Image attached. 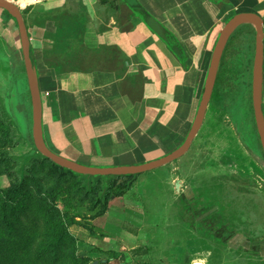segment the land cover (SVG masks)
<instances>
[{
    "label": "rangeland",
    "instance_id": "374dc122",
    "mask_svg": "<svg viewBox=\"0 0 264 264\" xmlns=\"http://www.w3.org/2000/svg\"><path fill=\"white\" fill-rule=\"evenodd\" d=\"M261 6L264 25V0ZM23 11L26 26L31 29L35 22L33 13L27 8ZM99 13L105 18L113 15L105 7ZM226 20L227 17L219 26L223 27ZM138 25L141 22L134 16L120 22L116 18V26L131 32V40L135 44L145 40L139 35ZM8 27L5 25L6 29ZM134 29H137V34L133 33ZM11 31L17 35L15 27ZM230 37V48L222 53L203 125L188 152L170 164L127 180L117 179L125 176L108 177L110 186L115 185L113 180L117 179V183L126 184L128 191L107 202V211L110 208L111 212L106 220L123 219L122 228L118 227L123 236L118 243L128 248L140 247L125 254L113 251L103 253L105 259L91 252V243L98 236L100 222L94 224L93 221L99 218H95V213L102 209V203L92 211L96 196L86 199L84 190L71 187L64 209L78 218L69 228L73 245L70 242L64 245L60 252L62 258L68 261L74 258L75 264H105L121 257L116 264H264V152L251 102L255 33L249 24L244 23ZM215 41L216 38L210 42L209 50L213 51ZM149 46L148 49L156 47L162 52V43L156 38L149 42ZM262 59L264 61V47ZM20 63L23 66L19 44L6 34L0 35V107L4 108L13 126L10 137L14 135L17 147L10 152L14 156L33 150L32 107ZM261 79L264 83V67ZM201 95L202 91L199 102ZM197 107L185 123L182 121L179 126L168 129V145L154 149L153 152L162 153L153 155L146 163L158 160L181 146ZM165 119L163 117L162 121ZM154 136L160 139V133ZM8 143V139L0 138V146ZM78 175L75 181H79L80 185L89 188L94 182H99V191L103 190L102 185L106 182L103 179ZM36 177L45 188L67 186L43 170H39ZM8 186V178L0 174V191ZM60 200H57L59 208ZM132 203L137 205L142 215L138 228L122 215L124 206ZM107 226L113 233L117 231L114 224L108 223ZM77 227L85 233L74 231ZM71 228H74L72 232ZM232 237L242 238L244 245H227Z\"/></svg>",
    "mask_w": 264,
    "mask_h": 264
},
{
    "label": "crops",
    "instance_id": "0c3cea01",
    "mask_svg": "<svg viewBox=\"0 0 264 264\" xmlns=\"http://www.w3.org/2000/svg\"><path fill=\"white\" fill-rule=\"evenodd\" d=\"M30 1L13 3L22 12L31 10L35 19L26 29L42 104L43 144L52 154L97 168L144 164L161 154L153 151L168 145V129L185 123L198 106L211 55L209 34L215 26L228 19L231 10H258L263 20V0H227L228 8L208 0H138L150 18L175 35L187 58L183 66L140 18L136 28L145 37L141 44L116 26V18L120 22L136 17L121 0ZM103 7L113 15L101 17ZM1 12L0 35L19 44L13 18ZM23 18L26 25L25 14ZM154 38L162 43V52L148 49ZM134 205L124 206L120 213L138 228L142 215ZM110 212L109 208L93 221L100 222L91 252L100 259L109 251L125 254L140 247L118 243L124 220H106ZM108 223L117 231L113 233ZM74 231L85 233L81 228ZM231 243L245 242L232 237L226 244Z\"/></svg>",
    "mask_w": 264,
    "mask_h": 264
},
{
    "label": "trees",
    "instance_id": "16d2710c",
    "mask_svg": "<svg viewBox=\"0 0 264 264\" xmlns=\"http://www.w3.org/2000/svg\"><path fill=\"white\" fill-rule=\"evenodd\" d=\"M101 1L106 3V0ZM208 1L215 5L223 4L225 7H229L227 0ZM22 14L24 17L25 12L23 11ZM133 14L142 22L149 17L143 9L141 12L134 11ZM250 27L254 34L253 26L250 25ZM164 30L167 40L162 42L168 53L184 66L187 58L179 41L169 30L165 28ZM231 38L228 39L224 53L230 48ZM20 70L24 79L22 63H20ZM12 127L4 108L0 107V138L4 137L9 141L7 145L0 146V174L5 175L9 180V186L0 191V264H75L74 258L72 261H68L60 255L66 243L70 242L71 246L73 245L74 240L69 234V228L75 224L76 218H78L64 209V202L70 198L69 188L77 187L84 190L86 199L96 196L92 211H95L98 204L102 203V209L95 213V218H97L107 212L109 200L123 196L128 191L126 184H119L116 180H127L135 176L114 179L115 185L112 186L109 185L111 180L108 177L85 176L88 179L106 181L102 185V191H99V182H94L89 188H86L80 185L79 181H75V177L80 175L43 158L37 153L33 143L31 152L20 156L12 155L10 150L17 147V142L14 143V135L10 137ZM39 170L46 171L48 175L64 182L67 186L45 188L36 177ZM32 187L33 191L31 192ZM59 198H61V208L57 205ZM31 214L33 215L30 217ZM31 220L33 223L28 224Z\"/></svg>",
    "mask_w": 264,
    "mask_h": 264
},
{
    "label": "water",
    "instance_id": "95a60500",
    "mask_svg": "<svg viewBox=\"0 0 264 264\" xmlns=\"http://www.w3.org/2000/svg\"><path fill=\"white\" fill-rule=\"evenodd\" d=\"M121 2L124 3L127 8L132 10V12L142 11L138 0H121ZM0 10L10 15L17 26L23 62V70L32 107V143L38 154H40L46 160L51 161L55 165L76 174L92 177L135 176L163 167L178 160L183 155H185L190 149L193 140L196 138L198 132L200 131L203 125L206 110L208 108L212 92L215 86L222 53L225 49L228 39L231 36V33L239 25L244 23L253 26L255 30V48L251 82V102L253 116L258 128L260 145L264 152V83L261 79L263 67L262 54L264 47V30L263 20L258 10H252L254 13L247 12L250 10H231L232 14L225 21L223 27L217 24L212 34H210L209 39L213 40L214 38H216V41L213 47V51H211L208 70L203 84L201 99L198 103L196 114L187 134V137L185 141L181 144V146L175 149L170 154L149 163L132 166H116L109 168H97L81 165L65 158H62L60 156H57L55 154H52L45 148L43 144L42 135L41 98L36 81L34 66L32 63L30 53V42L22 11L16 4L11 2L10 0H0ZM143 23L155 36H157L163 42L167 40L163 26H161L157 21L150 17H147L144 19ZM93 264L98 263L94 262ZM193 264L202 263L195 262Z\"/></svg>",
    "mask_w": 264,
    "mask_h": 264
}]
</instances>
